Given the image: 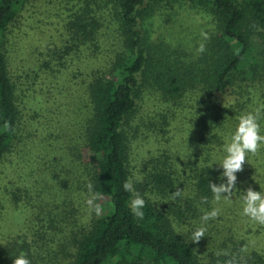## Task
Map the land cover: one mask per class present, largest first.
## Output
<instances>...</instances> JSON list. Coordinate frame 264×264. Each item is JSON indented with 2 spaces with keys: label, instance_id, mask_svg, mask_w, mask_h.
Here are the masks:
<instances>
[{
  "label": "trees",
  "instance_id": "trees-1",
  "mask_svg": "<svg viewBox=\"0 0 264 264\" xmlns=\"http://www.w3.org/2000/svg\"><path fill=\"white\" fill-rule=\"evenodd\" d=\"M31 1L0 0V264L21 253L31 264H264L250 238L261 230L240 205L264 184V148L236 173L231 199L215 201L209 187L226 183L219 164L241 115L259 112L264 134V0H50L63 3L64 41L20 67L11 34ZM183 5L204 20L199 33L171 16ZM99 54L72 69L83 78L64 101L53 79ZM43 83L56 89L45 101ZM144 141L155 150L139 155ZM127 180L146 201L142 219ZM201 226L204 238L190 241Z\"/></svg>",
  "mask_w": 264,
  "mask_h": 264
},
{
  "label": "rangeland",
  "instance_id": "rangeland-1",
  "mask_svg": "<svg viewBox=\"0 0 264 264\" xmlns=\"http://www.w3.org/2000/svg\"><path fill=\"white\" fill-rule=\"evenodd\" d=\"M64 14L65 11L63 9V3L61 7H57L56 5L54 6L50 0L31 1V3L27 5L26 9L18 19L17 25L19 27L12 28L10 53L13 62L20 67L23 65H34L40 51L46 50L48 45L61 46L66 36L64 28L65 21L63 18V16H65ZM171 16H174L178 25L182 24L187 30H194L195 33H199L201 31V23H203V26L205 24L204 20L202 22L193 16L189 5L179 6L173 11ZM166 26H169V24H166ZM102 57L103 55L99 54V56L95 58L96 62L94 59H82L81 61L70 63L67 65V68L64 69L65 73L62 76L58 75L57 78L53 79V83H60L57 89L58 92H62V99H64V101H72L74 94L71 93L72 90L69 89V86L80 79V77L83 78V76H81L79 73L77 78L71 76L70 73L72 69H77L79 66H81L82 69L88 70V68H84L86 64L100 63ZM48 82L51 83L50 80H48ZM40 87L43 93L40 94L38 99H43L42 101H45L48 95L47 92L50 90V88H48L47 83H43ZM50 87H53V85ZM55 90L49 92L55 94ZM74 101L76 102V100H73V102ZM64 109L67 111V108ZM41 120V122L36 124V127L38 126L39 130H43L46 125V118H42ZM177 127H181V124H177ZM179 136L180 134H177V137ZM181 136L177 140L172 139V146L180 147L178 141H180ZM150 145L151 142L144 141L140 146V151L137 153H140L139 155L149 154L148 149ZM149 150L154 151L155 146L151 145V149ZM262 185L263 186L261 190L258 191H264V184ZM240 205L242 208L241 216L245 218L244 223L249 222L248 227H251L254 231L258 228L261 230L259 234L252 233L250 238L253 246H256L260 250L262 249L264 251V225L253 222L250 220V218L243 214V200L240 202ZM16 215L19 216V214ZM7 216L11 217L13 214H8ZM18 219L21 222L23 221V217ZM17 223L20 222H16V224ZM4 225L8 228V230H13L14 222H11L10 219L7 218L4 221ZM242 229L245 231L244 228Z\"/></svg>",
  "mask_w": 264,
  "mask_h": 264
},
{
  "label": "clouds",
  "instance_id": "clouds-1",
  "mask_svg": "<svg viewBox=\"0 0 264 264\" xmlns=\"http://www.w3.org/2000/svg\"><path fill=\"white\" fill-rule=\"evenodd\" d=\"M204 40H208L209 37L206 33H202ZM206 46L204 42L199 44L197 49L198 53H204ZM259 112H249L239 117V123L234 133L230 138V142L225 145L226 155L222 162L219 164L223 173L222 176L226 177V183L219 185L210 183L209 187L213 193L215 201H220L223 197L225 200L231 199L233 190L237 182L236 173L243 171V166L248 163L247 157L251 153L256 155L262 148H264V134H261V125L259 123ZM5 127L10 129L11 126L6 122ZM125 191L133 193L134 198L131 201V211L137 217L142 219L144 216L143 208L145 207V199L135 191L132 180L125 181L123 185ZM89 197L86 201L90 210L94 211L96 215L102 213L101 204L97 203L102 199V194L93 191V186L88 185ZM181 189L177 188L170 196V199H175L181 195ZM226 194V195H225ZM243 214L250 218L253 222L260 225H264V191H255L251 187L243 194ZM203 202H207V198H203ZM219 215L218 209H212L211 211H205L201 220L207 223L209 220L215 219ZM207 231L206 227H198L191 233L190 241L198 243L205 236ZM13 264H31V261L27 258V254L21 253L15 259ZM227 264H235L234 259L227 261Z\"/></svg>",
  "mask_w": 264,
  "mask_h": 264
}]
</instances>
